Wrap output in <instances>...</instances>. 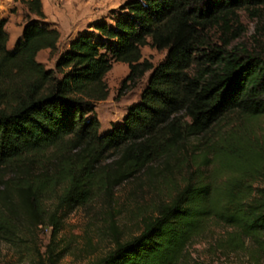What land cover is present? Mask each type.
<instances>
[{
	"label": "trees",
	"instance_id": "16d2710c",
	"mask_svg": "<svg viewBox=\"0 0 264 264\" xmlns=\"http://www.w3.org/2000/svg\"><path fill=\"white\" fill-rule=\"evenodd\" d=\"M14 1L27 10L12 48L0 17V240L16 243L24 218L49 221L56 234L61 210L101 193L112 200L118 186L144 174L171 183L170 173L189 164V177L173 183L142 231L116 238L92 264H206L190 262L187 248L210 220L233 228L217 250L245 251L249 263L264 264V185L255 186L264 142L232 134L192 141L232 112L247 121L264 115V22L254 46L233 44L244 31L239 11L263 21L264 0H127L71 39L54 67L38 59L43 49L55 55L61 38L43 0ZM148 45L167 50L158 64L143 57ZM115 62L129 67L119 95L150 76L123 119L101 132L97 103L109 96Z\"/></svg>",
	"mask_w": 264,
	"mask_h": 264
},
{
	"label": "rangeland",
	"instance_id": "374dc122",
	"mask_svg": "<svg viewBox=\"0 0 264 264\" xmlns=\"http://www.w3.org/2000/svg\"><path fill=\"white\" fill-rule=\"evenodd\" d=\"M125 1L127 0H43L47 19L60 29L61 38L55 55L45 49L39 53L38 59L47 67H54L59 53L68 47L70 39L78 30L86 29L87 24L95 20L108 18L111 9L118 8ZM26 10L20 2L0 0V16L8 19L6 28L10 34L8 45L11 48L23 32ZM239 13L244 31L233 44L244 43L252 47L260 36L259 25L264 20L261 21L245 9H241ZM142 52L143 57L158 64L165 58L167 50H158L148 45L143 47ZM128 71L126 63L115 62L106 76L109 96L97 103V114L102 122L101 132L110 129L112 122L123 119L129 106L141 98L148 83L150 72L137 86L128 88L119 95V88ZM231 134L263 143L264 115L247 121L232 112L206 137L192 141L211 143L222 135L228 137ZM189 171V164L183 169H174L170 173L171 183L160 173L153 179L144 174L118 186L112 200L101 193L71 211L61 210L63 225L56 234L49 221L33 225L24 218L21 236L16 243L0 240V264H51L49 245L55 250V264H92L115 247L116 238L127 240L139 234L144 220L154 215L162 202L170 200L174 192L173 183L183 182L185 177H189ZM263 185L264 175L255 182V186ZM45 205L51 212L57 206V199L49 198ZM232 230V227L210 220L205 231L188 245L190 262L204 260L206 264H251L245 251L224 253L216 249L218 240L228 236Z\"/></svg>",
	"mask_w": 264,
	"mask_h": 264
},
{
	"label": "crops",
	"instance_id": "0c3cea01",
	"mask_svg": "<svg viewBox=\"0 0 264 264\" xmlns=\"http://www.w3.org/2000/svg\"><path fill=\"white\" fill-rule=\"evenodd\" d=\"M0 17H4V16H0ZM46 21H48V22H51L52 24H53V22L52 21H50V20H48L47 18H46ZM90 25H91V23H89V24H87V28L86 29H89L90 28ZM53 26H55V27H57L56 25H54L53 24ZM58 28V27H57ZM59 29V28H58ZM60 30V29H59ZM85 30V29H84ZM80 31H83V30H78V32H77V34L80 32ZM77 34L74 36V37H76L77 36ZM22 35V34H21ZM20 35V36H21ZM74 37H72L71 39H73ZM70 39V40H71ZM9 40H10V38H9ZM17 40V39H16ZM16 42V41H15ZM60 42V41H59ZM69 45V44H68ZM43 50H45V49H43ZM42 50V51H43ZM49 51H50V49H49ZM41 52V51H40ZM129 72V71H128ZM137 102V101H136ZM119 121H121V120H119ZM107 131V130H106Z\"/></svg>",
	"mask_w": 264,
	"mask_h": 264
}]
</instances>
